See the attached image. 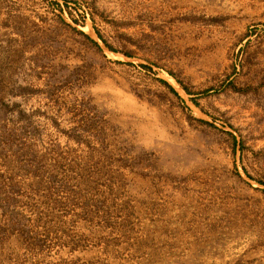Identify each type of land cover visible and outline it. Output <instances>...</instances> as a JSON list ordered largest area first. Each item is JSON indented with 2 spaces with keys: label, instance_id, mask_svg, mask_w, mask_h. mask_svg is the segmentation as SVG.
Segmentation results:
<instances>
[{
  "label": "rangeland",
  "instance_id": "rangeland-1",
  "mask_svg": "<svg viewBox=\"0 0 264 264\" xmlns=\"http://www.w3.org/2000/svg\"><path fill=\"white\" fill-rule=\"evenodd\" d=\"M6 129L0 264H264V0H0Z\"/></svg>",
  "mask_w": 264,
  "mask_h": 264
},
{
  "label": "trees",
  "instance_id": "trees-1",
  "mask_svg": "<svg viewBox=\"0 0 264 264\" xmlns=\"http://www.w3.org/2000/svg\"><path fill=\"white\" fill-rule=\"evenodd\" d=\"M111 50V49H110ZM168 86V85H167ZM170 90L177 96V93L168 86ZM5 128V127H4ZM8 130H5V133L0 132V155L3 154V152H6L7 149H10L9 141H8ZM42 161L37 160V158L34 160H29L28 158H25V162L21 167H26L25 174H29L30 176L34 177V185L36 189L42 188L46 191V197L51 200L52 196L55 193L62 192V189H65L66 185L64 182H60L59 179H57V176L50 173L48 170H44L43 167H40V163ZM28 168V169H27ZM46 174V179L44 175ZM60 185V186H59ZM15 185L9 183L8 185H4L0 183V216L2 217V222H4V227L7 228V232L9 235L7 237H15L17 238L18 242L24 243L26 245H29L31 247L35 246L38 248L37 250H41L38 252V255H42L43 257L46 256V252L48 251H42V247L45 244H47V241L43 240L42 237L38 238V236L34 235L33 233H30L29 229L25 228L23 224V219L25 216L22 213H19L17 211V208L19 205L16 204L14 201L15 198H10L7 193H9L11 196H17L19 195V191L17 189L15 190ZM36 191V190H35ZM53 203L58 204V206L61 204V202H58L56 200L53 201ZM85 213V211H83ZM5 233V229H4ZM6 236V235H4ZM3 237V236H2ZM7 237H4L7 238ZM1 238V237H0ZM64 247H70L69 253H72L76 250L77 243H63ZM67 244V245H65ZM18 264H21L19 262ZM37 264V263H32ZM56 264H73L71 262H67L63 260L61 263Z\"/></svg>",
  "mask_w": 264,
  "mask_h": 264
}]
</instances>
